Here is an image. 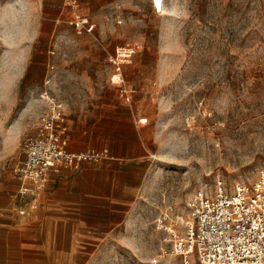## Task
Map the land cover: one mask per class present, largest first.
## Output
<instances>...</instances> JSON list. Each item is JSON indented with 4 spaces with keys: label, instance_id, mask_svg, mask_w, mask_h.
Returning a JSON list of instances; mask_svg holds the SVG:
<instances>
[{
    "label": "rangeland",
    "instance_id": "rangeland-1",
    "mask_svg": "<svg viewBox=\"0 0 264 264\" xmlns=\"http://www.w3.org/2000/svg\"><path fill=\"white\" fill-rule=\"evenodd\" d=\"M160 1L89 0L97 22L77 33L67 0H0V199H18L11 169L47 97L75 126L122 102L147 129L135 211L86 264H201L173 251L186 198L264 169V0ZM127 42L138 47L117 68L121 86L109 55Z\"/></svg>",
    "mask_w": 264,
    "mask_h": 264
},
{
    "label": "crops",
    "instance_id": "crops-1",
    "mask_svg": "<svg viewBox=\"0 0 264 264\" xmlns=\"http://www.w3.org/2000/svg\"><path fill=\"white\" fill-rule=\"evenodd\" d=\"M88 2L78 0V8L95 25L100 8ZM110 65L114 71L121 64ZM130 97L126 93V101ZM114 105L109 112V104L101 102L94 121L79 120L76 126L63 110L67 148L105 150L109 157L50 170L29 213H18L26 199H0V264H86L93 255L91 245L101 244L108 230L125 227L152 163L147 129L138 123L136 111L131 106L126 110L122 102Z\"/></svg>",
    "mask_w": 264,
    "mask_h": 264
},
{
    "label": "built area",
    "instance_id": "built-area-1",
    "mask_svg": "<svg viewBox=\"0 0 264 264\" xmlns=\"http://www.w3.org/2000/svg\"><path fill=\"white\" fill-rule=\"evenodd\" d=\"M67 2L76 32H92L94 25L88 15L79 11L78 0ZM153 5L157 10L161 1L157 4L153 0ZM137 47L135 42L118 45L109 56L110 62L120 65L129 61ZM110 81L121 85L119 69L111 72ZM46 100L34 131L22 142V158L11 169L16 196L28 202L19 209L21 214L37 206L50 170L62 166L79 168L83 161L98 162L109 157L107 151L94 148L69 150L63 110L55 97ZM185 205L189 213L185 231L178 234L173 230L176 254H195L201 264H264V169L254 180L237 181L232 188L216 178L213 189L195 190Z\"/></svg>",
    "mask_w": 264,
    "mask_h": 264
},
{
    "label": "bare ground",
    "instance_id": "bare-ground-1",
    "mask_svg": "<svg viewBox=\"0 0 264 264\" xmlns=\"http://www.w3.org/2000/svg\"><path fill=\"white\" fill-rule=\"evenodd\" d=\"M160 0H157V4H159Z\"/></svg>",
    "mask_w": 264,
    "mask_h": 264
}]
</instances>
